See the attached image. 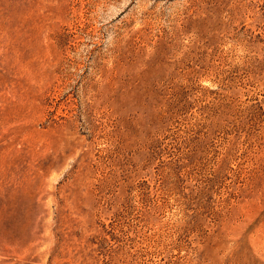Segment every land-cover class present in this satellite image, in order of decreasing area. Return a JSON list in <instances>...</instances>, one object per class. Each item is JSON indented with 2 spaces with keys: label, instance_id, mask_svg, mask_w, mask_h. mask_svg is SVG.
<instances>
[{
  "label": "rangeland",
  "instance_id": "obj_1",
  "mask_svg": "<svg viewBox=\"0 0 264 264\" xmlns=\"http://www.w3.org/2000/svg\"><path fill=\"white\" fill-rule=\"evenodd\" d=\"M0 264H264V0H0Z\"/></svg>",
  "mask_w": 264,
  "mask_h": 264
}]
</instances>
